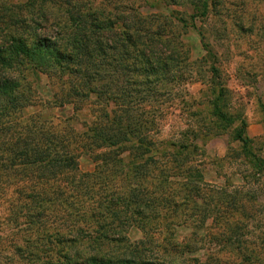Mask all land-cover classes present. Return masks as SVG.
Segmentation results:
<instances>
[{
  "label": "trees",
  "instance_id": "1",
  "mask_svg": "<svg viewBox=\"0 0 264 264\" xmlns=\"http://www.w3.org/2000/svg\"><path fill=\"white\" fill-rule=\"evenodd\" d=\"M181 1L0 0V197L13 189L11 219H25L15 246L23 264H188L191 243L174 227L192 224L195 237L207 220L196 213L203 174L190 156L236 120L232 138L244 153L249 148L245 122L221 108V83L204 133L186 124L178 143L154 137L167 108L162 98L200 76L178 28H194L204 57H212L195 18L208 17L219 0L186 1L191 25L163 11ZM140 3L162 9L143 13ZM209 71L219 79L214 62ZM26 73L43 74L58 89L38 104ZM82 109L91 110L89 118H80ZM80 154L96 173L80 170ZM248 162L258 177L264 173V156ZM236 223L206 233L208 242H230ZM128 227L141 237L131 241ZM244 242L225 263L264 264V249ZM209 253L196 264L223 262Z\"/></svg>",
  "mask_w": 264,
  "mask_h": 264
},
{
  "label": "rangeland",
  "instance_id": "2",
  "mask_svg": "<svg viewBox=\"0 0 264 264\" xmlns=\"http://www.w3.org/2000/svg\"><path fill=\"white\" fill-rule=\"evenodd\" d=\"M136 1L139 5V0ZM186 1L164 6L163 11L166 9L182 15L191 25L193 10ZM141 5L143 13H157L162 9ZM195 23L211 48L212 57H204L205 51L194 28H178L184 49L196 61L193 66L200 76L172 89L170 95L162 98L163 106L167 108H164V116L156 119V132L153 130V133L158 139H168L174 143L179 142L180 134L187 129L186 124H196L204 133L210 125V101L213 93H217L216 85L221 83L225 86L227 94L220 103L221 108L245 122L248 154L244 153L242 143L232 138L239 120L224 134L204 138L203 150L200 148L190 159L195 161L203 174V183L200 184L203 192L198 204L200 209L196 213L207 216V228H200L199 234L193 237L190 228L195 227L192 224L176 225L173 233L184 243H191L194 252L186 253V263L196 264L194 259L198 258L203 261L204 255L211 252L209 254L223 255L221 264H228L225 259L233 258L232 253H236V245L242 238H245L244 244L248 249H264V173L258 177L248 162L252 156H264V111L261 108L264 105V0H219L208 17L198 16ZM212 62L218 69L217 80L210 78ZM26 75L38 104L50 99L58 89L43 74ZM33 109H40V106L36 105L29 111ZM60 110L56 107L53 112L59 114ZM70 110V106H65V112ZM90 111L82 109L80 118H89ZM79 165L82 172H97L95 162L85 154H80ZM12 190L9 189L5 197H0V264H23L20 256L16 257L15 246L25 237L23 229L26 225L24 218L11 219L12 203L17 201ZM242 201L247 202L246 214H241L243 212L239 208ZM216 205H219V214L214 210ZM230 211L232 216H229ZM217 215L220 216L216 218ZM232 222L237 223L231 227L230 242L209 243L211 240L206 233H218L227 226L225 224ZM127 236L131 241H136L141 233L135 227H128Z\"/></svg>",
  "mask_w": 264,
  "mask_h": 264
}]
</instances>
